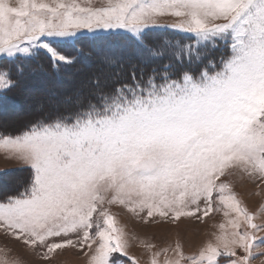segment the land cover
Masks as SVG:
<instances>
[{
    "label": "snow or ice",
    "instance_id": "snow-or-ice-1",
    "mask_svg": "<svg viewBox=\"0 0 264 264\" xmlns=\"http://www.w3.org/2000/svg\"><path fill=\"white\" fill-rule=\"evenodd\" d=\"M164 16L178 18L170 27L194 34L195 44L148 48L145 30L162 27ZM81 29H124L151 56L170 62L132 65L129 82H97L91 99L78 100L71 113L0 135V150L33 173L23 192L0 202V230L29 248H46L43 259L86 246L88 264H122L117 256L136 264L127 233L105 204L146 212L145 223L223 211L227 225H219L216 244L188 257L177 244L164 264H219L222 256L251 264L264 255V237L257 236L264 224L254 223L231 184L220 180L239 168L264 182V0H106L100 7L91 0H0V56L10 62L46 50L54 62L70 63L57 45L74 43ZM217 41L230 54L202 70V49ZM15 69L23 75V64ZM15 86L11 70H0V93ZM0 264L19 261L0 257Z\"/></svg>",
    "mask_w": 264,
    "mask_h": 264
},
{
    "label": "rangeland",
    "instance_id": "rangeland-1",
    "mask_svg": "<svg viewBox=\"0 0 264 264\" xmlns=\"http://www.w3.org/2000/svg\"><path fill=\"white\" fill-rule=\"evenodd\" d=\"M16 2L17 0H9L10 4H15ZM77 2L81 5H87L89 0H77ZM105 2L106 0H91V6L100 7ZM177 21L178 18L172 16L160 17L158 23L163 25L162 27L146 29L144 42L147 47L156 49L169 42L175 43L173 40H165L163 34H191L170 27ZM154 34L162 35H158L160 38L157 40L158 38L149 36L153 35L155 37ZM191 35L194 37V34ZM78 36L79 39L74 43L64 42L57 45L58 51L65 55L71 61L70 63L54 62L46 50L39 51V53H45L53 62L48 65L49 69H47L49 70V73H47L53 80L44 78V73L39 71L32 80L23 78L22 83H16L15 87L0 94L19 100L22 104L21 112L42 107L54 110L64 102L75 104L81 98H85V96L87 99H91V94L97 91L94 88L97 82H99L101 87L107 86L108 88L125 83L124 75L129 67L138 62L136 58L140 57V61L155 58L151 56L146 48H141L133 35L124 29L97 30L96 33L81 29ZM183 37L186 39L185 36ZM176 43L184 45L195 44V37L192 42ZM215 46H218L220 53L224 52L226 48L228 52L219 53L218 55L216 51L211 63L207 64L208 66L213 65L215 61L217 65H220L222 58L224 56L226 58L230 54L229 47L223 41H217ZM215 46L209 44L207 49H211L210 52H213L216 49L214 48ZM223 48L225 50H221ZM18 57L27 58L24 54H18ZM37 57H40L39 54L33 58ZM43 60H45L44 57ZM161 60L164 61L166 59L163 57ZM9 61V58L0 56V70L10 69L9 63L6 64ZM132 61L134 62L132 63ZM154 61L158 63L156 60ZM166 61L170 62L169 60ZM11 75L15 82L16 79L14 77L16 75ZM64 92L70 93V96H62ZM11 111H13L11 106L5 107L4 115L2 119L0 118V131L5 134L0 135L16 136L22 133L20 131L22 127L18 128L17 131L8 130L12 126L8 122L16 118L14 117L16 116L15 113H10ZM16 170H28L31 174L30 181L32 180L33 173L29 165L12 158L7 152L0 150V173H11L4 177L2 183L0 182V202L8 197L3 192L4 190L15 191L13 189L15 185L18 190L23 187L22 182L26 179V175H19L18 172H15ZM220 180L231 184V190L241 202V207L246 208L249 213L254 215L253 222L264 224V182L258 177H249L241 172L239 168L228 169L225 176L221 177ZM12 194L9 196H17L19 193ZM104 207H107L110 214L115 217L117 226L123 228L127 233L129 240L127 251L130 257L135 258L136 264H151L155 253H159V256L155 257L157 264H164L165 259L175 257L177 244L180 245L186 257L198 255L209 243H217L216 236L221 232L219 225L221 223L227 225V218L223 215V211H213L208 216L202 217V219L181 217L180 220L171 222L156 217L154 220L145 223L142 217L146 216V212L137 215L129 212L127 208L119 204H105ZM200 207L201 209L204 208L203 202H201ZM244 227L246 226H242L241 230H244ZM226 230L231 231L230 228ZM257 236L264 237V232L257 233ZM72 238L75 239V236ZM53 239L59 240L60 238ZM147 245H152V247L149 248ZM94 247L95 245H93ZM261 247L264 248V245H261ZM46 251V248L42 246L36 249L29 248L22 241H17L0 230V257H6L9 261H19V264H88V256L85 255V252H88L89 255L91 254L86 246L83 249L65 248L58 249L49 254L48 259H43V254ZM254 252H258V250L254 249ZM237 254L243 255L244 253L242 250L237 249ZM115 258L121 259L122 264H132V261L127 257L117 256ZM228 260V257L222 256L218 258L219 264H228ZM262 261H264V255L257 254L252 259L251 264H261ZM181 264H190V262L185 260Z\"/></svg>",
    "mask_w": 264,
    "mask_h": 264
},
{
    "label": "trees",
    "instance_id": "trees-1",
    "mask_svg": "<svg viewBox=\"0 0 264 264\" xmlns=\"http://www.w3.org/2000/svg\"><path fill=\"white\" fill-rule=\"evenodd\" d=\"M154 35H155V37L153 35H149V36L153 37V38H158L157 40H159L160 37L158 35H162V34H154ZM163 35H164V39L165 40H173V41H175V43L176 42H184V41L185 42L194 41L192 38H186L185 39L183 36H179V35H172V34H163ZM166 36H168V37H166ZM225 48H223L221 50H225ZM210 50L211 49H207V48L206 49H202V52H203V64L201 65L202 69H203L204 65H207L208 63H211L212 57L215 56V52L216 51H217L216 53H218V55L220 53L219 52L220 50L218 49V46L216 47L215 50L213 49L214 50L213 52H210ZM227 52H228V50L226 48V50L224 52H222V53H227ZM222 53H220V54H222ZM39 56L40 57L31 58V59H29V58L22 59L21 57H17L16 59H13L11 62L10 61L6 62V64L9 63V68L11 69V74H15L16 75V77H14L16 79L15 83H19V84L22 83L23 78H26L27 80H32L39 71L44 73V75H43L44 78H47L48 80L49 79L53 80V78L50 77L49 74H48L49 70H47V69H49L48 65L50 63H53V62L43 52H40ZM43 57L45 58V60H43ZM162 58L163 57H155V58H152V59H147V60L140 61L141 59H140V57H138V58H136L138 62L134 63L133 65H137L139 67H143L145 64H147V66L149 68H151V67H159L160 65H162L164 63H168L166 60H169V58L167 56H165L166 60H164V61L161 60ZM154 60H156L158 63H155ZM134 61H135V58H134ZM134 61H132V63ZM200 63H201L200 61H194L193 62V67H195L197 64H200ZM16 64H23L24 65V73H23L22 76L17 74L16 69H15V65ZM120 64H121V61H120ZM214 65H217L216 61H215ZM130 73H131V67H129V69L126 71V74L124 75V78L126 80L125 83L130 81V79H131ZM62 96L68 97V96H70V93L64 92V93H62ZM88 99L86 98V96H85V98H81V100H84V101H87ZM40 102H42V101H40ZM75 104H71L70 102L69 103L68 102H64L62 105H59V107H57L54 110H49L48 108L42 107L40 109H28L25 112H21L22 104L19 102V100L14 99V98H10V97H7V96H2L0 94V118L2 119V117L4 115L5 107L7 108V107L11 106L13 111H11L10 113H15L16 116H14V117H16V118H14L12 121L8 122V123H10L12 125L10 128H8V130L9 131H13V130L17 131L18 128L22 127V129L20 128V131L23 132V131L27 130V128L30 125L34 124L38 120H41V119L51 120V119H53V118H55L57 116L67 115V114L71 113L74 110ZM13 106H15V107H13ZM18 119L20 121H18ZM14 120H15V122H13ZM18 123H19V125H18ZM0 134H5V133L4 132L2 133V131H0ZM13 134H15V133H13ZM15 172H18L19 175L20 174L26 175V179L22 182L23 183V185H22L23 187L21 188V190L20 189L18 190V188L15 185V186H13V189H15V191H9L10 189L4 190L3 192H5L6 196L13 195L12 193H15V194L21 193V192H23L25 190V188H27L30 185V182H31L30 181V176H31V174L29 173L28 170L27 171H22V170L17 171L16 170ZM9 174H11V173L10 172H7V173L6 172H2V173H0V182L2 183L4 177L6 175H9Z\"/></svg>",
    "mask_w": 264,
    "mask_h": 264
},
{
    "label": "bare ground",
    "instance_id": "bare-ground-1",
    "mask_svg": "<svg viewBox=\"0 0 264 264\" xmlns=\"http://www.w3.org/2000/svg\"><path fill=\"white\" fill-rule=\"evenodd\" d=\"M22 119H23V118H22ZM22 119H21V120H22ZM18 121H20V120L18 119ZM18 121H17V122H18ZM13 122H15V120H14ZM17 122H16V123H17ZM19 123H20V122H19ZM19 123H18V125H19ZM14 124H15V123H14ZM18 125H17V126H18ZM13 127H14V126H13ZM16 129H17V128H16Z\"/></svg>",
    "mask_w": 264,
    "mask_h": 264
}]
</instances>
